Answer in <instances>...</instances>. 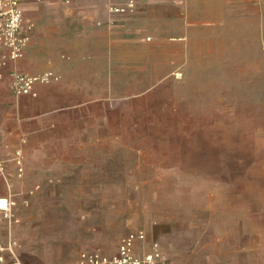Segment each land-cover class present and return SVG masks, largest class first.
Segmentation results:
<instances>
[{
  "label": "rangeland",
  "instance_id": "rangeland-1",
  "mask_svg": "<svg viewBox=\"0 0 264 264\" xmlns=\"http://www.w3.org/2000/svg\"><path fill=\"white\" fill-rule=\"evenodd\" d=\"M197 9L190 35L146 34L141 49L115 44L74 69L69 81L80 75L98 96L81 115L31 97L25 177L13 154L9 182L0 176L20 220L0 214V244L15 240L24 264L114 257L130 233L147 236L141 254L158 241L172 264H264V0L243 2L225 35L204 33ZM103 194L113 205L66 210Z\"/></svg>",
  "mask_w": 264,
  "mask_h": 264
},
{
  "label": "crops",
  "instance_id": "crops-1",
  "mask_svg": "<svg viewBox=\"0 0 264 264\" xmlns=\"http://www.w3.org/2000/svg\"><path fill=\"white\" fill-rule=\"evenodd\" d=\"M113 1L75 0L66 4L61 0H21L25 19L33 23L34 28L24 59L13 69L33 76L47 72L58 76L57 81L36 86L39 103H45L50 111L58 113L73 107L72 113L81 115L86 110L81 108L82 102L89 99L91 103L97 99V90L87 87L88 82L81 80L80 75L73 77L72 83L69 81L74 69L95 66L97 53L108 51L115 44L135 45L141 49L149 43L146 34H153L156 39L173 32L190 35L193 26L186 21L193 18L192 13L197 8L201 19L207 21L202 26L204 33L225 35L228 28L236 29L242 3L258 0H138L137 12L123 16L109 13ZM229 5H233L232 17L227 16ZM180 26V31H177ZM10 84L8 74L0 80V156L4 160L18 149L32 144V140L26 139L30 128L28 107L32 103L31 97H16ZM114 150L108 146L104 153L114 156ZM94 154L99 159L104 155L98 149H94ZM25 162L29 163L28 157ZM69 198L67 196L66 199ZM83 204L98 209L113 205V199L111 194L90 196L84 201L73 198L65 207L73 211Z\"/></svg>",
  "mask_w": 264,
  "mask_h": 264
},
{
  "label": "built area",
  "instance_id": "built-area-1",
  "mask_svg": "<svg viewBox=\"0 0 264 264\" xmlns=\"http://www.w3.org/2000/svg\"><path fill=\"white\" fill-rule=\"evenodd\" d=\"M61 1L72 4L75 0ZM108 10L113 16L134 15L138 10V0H114ZM33 28L34 24L25 19L21 0H0V80L8 74L12 92L16 97L38 98L36 90L38 84L48 85L59 79L53 72L33 76L13 69V66L26 55ZM147 40L150 42L152 39ZM12 160L16 167V175L23 179L26 174L24 150L22 148L17 150ZM8 175L7 161L0 156V176L9 182ZM39 189L40 187L37 190ZM29 194L34 195V191ZM4 200L6 205L2 206ZM25 204H29L28 199ZM17 206L12 194L8 198L0 199V214L15 225L20 223L15 214ZM147 243L145 234L130 233L123 239L118 255L109 257L102 250L84 252L80 254L76 264H172L164 259L158 241L149 242L151 251L141 254L143 245ZM17 247L18 243L15 240L10 241L7 246L0 244V264H24L18 257Z\"/></svg>",
  "mask_w": 264,
  "mask_h": 264
},
{
  "label": "bare ground",
  "instance_id": "bare-ground-1",
  "mask_svg": "<svg viewBox=\"0 0 264 264\" xmlns=\"http://www.w3.org/2000/svg\"><path fill=\"white\" fill-rule=\"evenodd\" d=\"M6 205V201H2V206H5Z\"/></svg>",
  "mask_w": 264,
  "mask_h": 264
}]
</instances>
